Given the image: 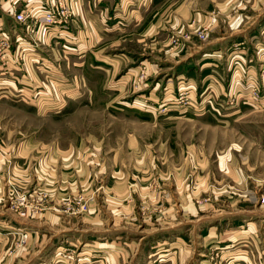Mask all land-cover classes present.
<instances>
[{
  "label": "rangeland",
  "instance_id": "374dc122",
  "mask_svg": "<svg viewBox=\"0 0 264 264\" xmlns=\"http://www.w3.org/2000/svg\"><path fill=\"white\" fill-rule=\"evenodd\" d=\"M195 2L264 20V0ZM190 20L151 29L148 46L115 39L100 72L54 64L0 91V264L42 248L39 264H151L165 241L180 264H264V21L208 53L227 25ZM250 66L248 94L214 84L225 70L249 88Z\"/></svg>",
  "mask_w": 264,
  "mask_h": 264
},
{
  "label": "crops",
  "instance_id": "0c3cea01",
  "mask_svg": "<svg viewBox=\"0 0 264 264\" xmlns=\"http://www.w3.org/2000/svg\"><path fill=\"white\" fill-rule=\"evenodd\" d=\"M153 1L155 0H0V91L11 92L16 89V82L21 81L23 77L33 79L40 77L43 80L45 77L49 78L54 70L48 69L49 67L53 69L54 64L62 65V70L55 68V71L62 76L69 74L70 68L76 69L77 73H81L82 70L86 72L87 66L91 64L100 72L102 62L112 65L117 62L113 54H102L103 47L116 44L115 39H136L141 41V46H148L151 29L165 30V28L171 27L181 29L182 22L186 21L185 23H187V20L191 19V22L195 20L196 23L209 24L214 30L218 22H223L227 28L218 32L222 37L218 38V42L209 41L207 45L210 46H204L212 48L208 50L209 53L213 50L224 49L225 51L229 49L232 44L229 41L221 42L220 39L228 38L234 34L245 36L246 30L251 24L253 26L247 32L253 31L256 34L255 28L264 21L258 19V15L255 18L252 17V21L247 24L248 18H250V15L247 14H237L232 17L225 15L223 17L219 13L224 14V12L216 13L215 11L202 14L197 12L195 0H173L167 8L166 6L155 7ZM22 10L26 17L24 21L20 22L16 20L15 14ZM51 10L60 11L63 15L68 14V20L46 22L45 14ZM151 13L152 15L158 14V18L153 23L149 21ZM2 40H8V45L3 46ZM199 47L201 46L193 44L189 51L190 54L178 59H189L192 53L199 52ZM200 53L203 56L205 51ZM211 55L216 56V53ZM222 56H224L225 60L222 59L227 66L232 60L241 57L240 54H232L230 57L229 53L225 52ZM199 57L200 55L196 57V60ZM214 59L220 60L217 56ZM192 62L193 60H190L188 63L191 64L187 66L192 65ZM73 64H78L79 67H75ZM249 69V88L237 85L238 83L235 86L231 84V74L228 72L225 75V70L217 71L222 76L220 75V79L216 80L214 84L224 92L229 89L235 91L238 88L240 93L248 94L251 86L256 84V81H261L252 72L251 66ZM40 72L43 74L40 75ZM233 78L238 82L239 79L237 80L236 76ZM96 242L91 248L85 247L83 251L79 252L80 255L85 258L92 256L91 252L98 250L97 247L103 244L101 241ZM85 243L88 244L86 241ZM171 247L165 241V244L158 248L160 256L158 260L151 259L148 262L151 264H180V259L176 254H167L171 251ZM50 248L45 250L46 256L50 254L48 253ZM55 249L57 247L52 252L56 251ZM43 250V248L37 249L32 253V256L20 264H39L43 259L40 257ZM114 259L109 258L106 264H116Z\"/></svg>",
  "mask_w": 264,
  "mask_h": 264
},
{
  "label": "built area",
  "instance_id": "2783aa9c",
  "mask_svg": "<svg viewBox=\"0 0 264 264\" xmlns=\"http://www.w3.org/2000/svg\"><path fill=\"white\" fill-rule=\"evenodd\" d=\"M57 13L60 14V15H63L62 12H60V11L59 12H55V10H51V11L47 12L45 14V21L46 22H54ZM25 17H26V14H25V12L23 10L22 11H18L15 14L16 20L20 21V22L24 21ZM1 43H2L3 46H7L8 45V40H2Z\"/></svg>",
  "mask_w": 264,
  "mask_h": 264
},
{
  "label": "bare ground",
  "instance_id": "6f19581e",
  "mask_svg": "<svg viewBox=\"0 0 264 264\" xmlns=\"http://www.w3.org/2000/svg\"><path fill=\"white\" fill-rule=\"evenodd\" d=\"M25 235V234H24Z\"/></svg>",
  "mask_w": 264,
  "mask_h": 264
}]
</instances>
